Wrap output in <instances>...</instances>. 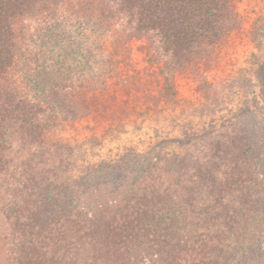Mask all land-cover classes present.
<instances>
[{"label": "trees", "instance_id": "1", "mask_svg": "<svg viewBox=\"0 0 264 264\" xmlns=\"http://www.w3.org/2000/svg\"><path fill=\"white\" fill-rule=\"evenodd\" d=\"M67 1L0 0V212L10 264H264V252L249 253L264 238V172L248 156L238 159L244 170L224 172L220 162L187 176L139 152L79 167L73 148L49 140L88 113L83 94L106 70L88 24H68ZM70 1L80 10L92 0ZM95 1L101 26L117 16L172 67L212 54L239 20L234 0ZM31 10L43 25L32 32V47L40 42L32 57L13 27Z\"/></svg>", "mask_w": 264, "mask_h": 264}, {"label": "rangeland", "instance_id": "2", "mask_svg": "<svg viewBox=\"0 0 264 264\" xmlns=\"http://www.w3.org/2000/svg\"><path fill=\"white\" fill-rule=\"evenodd\" d=\"M71 3L63 6L72 14L68 24H88L85 38L106 69L100 87L83 94L88 113L49 137L73 148L79 167L139 152L158 155L167 170L188 169L187 176L220 162L224 172H235L236 164L244 170L243 155L264 172V0H234L238 26L212 54L177 67L117 16L101 26L98 1L80 10ZM37 20L31 10L13 25L15 44L30 57L40 51V42L32 47V32L43 27ZM114 172L109 181L120 174ZM8 232L0 212V264H10ZM262 252L264 238L249 253Z\"/></svg>", "mask_w": 264, "mask_h": 264}]
</instances>
